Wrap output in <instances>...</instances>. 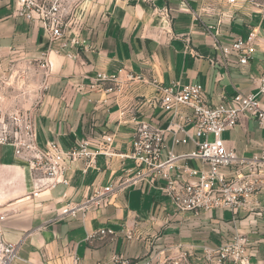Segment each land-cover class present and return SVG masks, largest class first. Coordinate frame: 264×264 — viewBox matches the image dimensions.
I'll list each match as a JSON object with an SVG mask.
<instances>
[{"label":"crops","instance_id":"obj_1","mask_svg":"<svg viewBox=\"0 0 264 264\" xmlns=\"http://www.w3.org/2000/svg\"><path fill=\"white\" fill-rule=\"evenodd\" d=\"M90 6L86 25L75 26L88 48H63L61 40H50L40 22L17 15L13 0H0L1 65L17 58L34 59L40 67L44 59L51 63L45 97L34 117L39 147L57 142L67 149L90 137L91 149L97 150V142H104L103 135L108 133L114 136L113 152H129L133 117L164 128L170 120L171 114L160 106L152 84L155 79L164 86L200 83L211 105L237 92H257L264 70V20L251 6H230L226 0H91ZM207 26L218 27L219 39L226 45L258 27L260 40L250 62L240 65L235 56L224 58L207 34ZM70 52L77 59L69 57ZM120 70L122 78L132 74L144 80L128 83L119 97L105 92L108 83L92 87L99 72ZM104 98L107 103L102 102ZM182 111L190 113L186 108ZM186 130L179 133V143L167 135L165 157L168 151L182 155L197 149L193 125ZM222 138L238 154L251 156L264 149V126L244 117ZM176 164L202 166L200 160L186 158ZM83 167V161L69 163L68 184L33 196L28 164L15 146L0 144V211L8 215L3 234L20 243L19 257L12 264H74L76 259L78 264H121L113 260L115 256L140 264L148 260L153 246L177 244L191 248V260L200 263L204 245L230 242L237 231L249 238L251 263L264 264L263 197L260 210H242L236 218L225 209L182 213L158 184L143 181L118 191L103 209L89 210L85 216H63L67 203L83 201L96 186L115 184L134 162L99 154L94 167L87 172ZM100 228H113L117 234L113 239L89 238ZM127 229L133 230V239L126 238Z\"/></svg>","mask_w":264,"mask_h":264},{"label":"built area","instance_id":"obj_2","mask_svg":"<svg viewBox=\"0 0 264 264\" xmlns=\"http://www.w3.org/2000/svg\"><path fill=\"white\" fill-rule=\"evenodd\" d=\"M15 13L30 21H38L48 34L51 41L61 40V46L88 48L87 39L82 38L75 26L86 25L91 6V0H13ZM230 6L239 3L247 4L253 11L259 13L264 20V0H226ZM207 34L213 38L224 58L235 56L238 64L250 62L260 40L258 27H253L246 38L235 37L230 44H223L219 39V28L206 27ZM69 57L77 59V54L70 52ZM224 62V59H222ZM41 67L50 70L51 63L44 59ZM264 67V58H263ZM118 73L99 72L92 80V87L103 83L107 94L119 97L125 86L133 81L144 80L141 76L128 74L125 78ZM160 97L161 108L170 113L167 126L161 127L155 122L133 117L135 131L132 148L129 152L115 153L111 150L114 136L103 135L104 142H97L98 149H91L90 137L83 138L71 147L65 149L59 143L52 142L46 148L36 143L34 119L26 123L20 134V126L15 129L14 120L20 122V115L7 114L2 96L0 95V144L16 147L19 157L29 166L33 179V196H40L56 188L59 184H68L65 177L69 163L83 161L84 171L94 167L99 154L107 156L118 155L123 162L133 160L134 167L128 174L117 180L115 184L96 186L93 192L81 202H69L62 210L63 216H84L92 209L107 207L112 196L130 186L147 181L158 184L164 194L173 201L178 212H192L212 209H225L233 216L240 211L255 213L261 209L260 197L264 198V149L251 156L240 155L235 149L229 148L222 138L225 130L235 128L242 118L249 117L258 120L264 126V70L259 78L258 90L255 93L237 92L224 102L211 105L206 100L205 88L200 83L183 86L173 84L161 85L156 79L152 81ZM107 98L102 100L107 103ZM186 108L190 113H184ZM125 114L124 111L121 112ZM180 118V120H178ZM194 129L193 141L197 149L182 155L168 151L166 157L167 135L173 136L174 143L182 139L179 133L187 132V125ZM186 158L201 161L200 168L184 165L180 167L176 160ZM187 175V177H185ZM0 211V264H12L19 257L20 243L9 241L3 234L2 224L7 218ZM113 228H100L91 237L116 236ZM133 230L127 229L126 238L133 239ZM154 245V244H153ZM249 238L236 232L233 240L217 247L204 245L202 261L194 263L191 260V248L183 244L156 248L153 246L148 260L140 264H252L249 253ZM155 248V249H154ZM114 261L130 264L128 259L115 256ZM74 264H78V259ZM97 264H105L100 261Z\"/></svg>","mask_w":264,"mask_h":264},{"label":"rangeland","instance_id":"obj_3","mask_svg":"<svg viewBox=\"0 0 264 264\" xmlns=\"http://www.w3.org/2000/svg\"><path fill=\"white\" fill-rule=\"evenodd\" d=\"M47 76L34 59L17 58L6 65L0 62V95L7 114L20 115V122L12 123L15 129L20 126V134L45 97Z\"/></svg>","mask_w":264,"mask_h":264}]
</instances>
